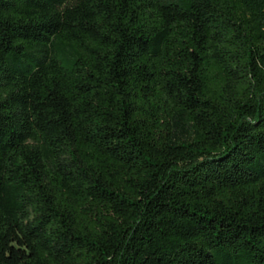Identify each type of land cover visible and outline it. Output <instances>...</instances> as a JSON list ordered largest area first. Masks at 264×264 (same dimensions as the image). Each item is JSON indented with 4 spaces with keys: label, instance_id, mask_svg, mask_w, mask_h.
<instances>
[{
    "label": "trees",
    "instance_id": "obj_1",
    "mask_svg": "<svg viewBox=\"0 0 264 264\" xmlns=\"http://www.w3.org/2000/svg\"><path fill=\"white\" fill-rule=\"evenodd\" d=\"M0 264H264V0H0Z\"/></svg>",
    "mask_w": 264,
    "mask_h": 264
}]
</instances>
